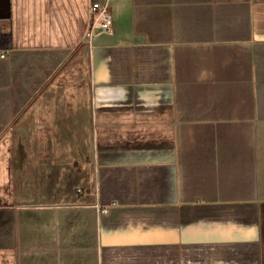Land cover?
Masks as SVG:
<instances>
[{
  "label": "crops",
  "instance_id": "obj_1",
  "mask_svg": "<svg viewBox=\"0 0 264 264\" xmlns=\"http://www.w3.org/2000/svg\"><path fill=\"white\" fill-rule=\"evenodd\" d=\"M90 3L0 0V264H264V0Z\"/></svg>",
  "mask_w": 264,
  "mask_h": 264
},
{
  "label": "built area",
  "instance_id": "obj_2",
  "mask_svg": "<svg viewBox=\"0 0 264 264\" xmlns=\"http://www.w3.org/2000/svg\"><path fill=\"white\" fill-rule=\"evenodd\" d=\"M90 22L89 28L86 33V38L90 42H93V38L97 32L103 31L109 33L112 30L114 23V15L111 9V0H91L90 3ZM1 55L4 56V50H1ZM84 189L80 188L79 192H83ZM108 207H104L103 211H108Z\"/></svg>",
  "mask_w": 264,
  "mask_h": 264
},
{
  "label": "trees",
  "instance_id": "obj_3",
  "mask_svg": "<svg viewBox=\"0 0 264 264\" xmlns=\"http://www.w3.org/2000/svg\"><path fill=\"white\" fill-rule=\"evenodd\" d=\"M11 36L2 32L0 28V48H10L12 46Z\"/></svg>",
  "mask_w": 264,
  "mask_h": 264
},
{
  "label": "rangeland",
  "instance_id": "obj_4",
  "mask_svg": "<svg viewBox=\"0 0 264 264\" xmlns=\"http://www.w3.org/2000/svg\"><path fill=\"white\" fill-rule=\"evenodd\" d=\"M89 41V40H88ZM90 42V41H89ZM91 43H93V42H91Z\"/></svg>",
  "mask_w": 264,
  "mask_h": 264
}]
</instances>
